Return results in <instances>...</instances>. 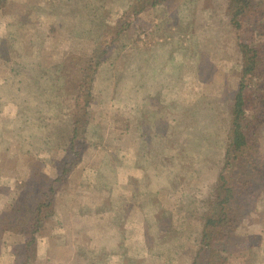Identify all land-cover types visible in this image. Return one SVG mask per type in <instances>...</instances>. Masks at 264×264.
<instances>
[{"label":"rangeland","instance_id":"1","mask_svg":"<svg viewBox=\"0 0 264 264\" xmlns=\"http://www.w3.org/2000/svg\"><path fill=\"white\" fill-rule=\"evenodd\" d=\"M251 1L236 19L235 0H0V264L224 263L198 251L242 42L264 106ZM255 137L227 264H264V122Z\"/></svg>","mask_w":264,"mask_h":264},{"label":"trees","instance_id":"2","mask_svg":"<svg viewBox=\"0 0 264 264\" xmlns=\"http://www.w3.org/2000/svg\"><path fill=\"white\" fill-rule=\"evenodd\" d=\"M235 1L242 3V5L237 6L239 11L238 16L235 17L237 19L239 13L243 12L244 8L248 7V3L252 1ZM239 46L241 49L245 48L246 54L243 76L235 95L232 124L224 155L225 163L220 168L214 184L205 196V223L200 239L201 246L198 251L199 256L204 252L205 256H210V259L222 258L224 260L223 264H227L226 261L229 259V248L226 246L232 242L235 229L240 222L239 213L241 212L238 198L241 196L243 189H248L258 181L261 169V162L258 157L262 159L259 155L260 150L255 135L264 122V106L261 109L259 107V102H262L263 98L261 96L256 97L259 92V85L255 89L256 86L253 87L248 83L249 79L256 77V73H261V70H259L261 62L259 51L261 50L255 46L251 47L247 42H242ZM262 73L264 74V70H262ZM24 211H27V209ZM29 211L31 213L30 209ZM20 216L19 219H22V221L29 220V217H32L27 212H21ZM21 223L23 224V222ZM30 235L32 236H28L30 239L28 253L33 252L34 248L37 247L35 233L31 232ZM102 235L104 236L105 233H102ZM29 260L30 258H27L26 263ZM193 263L198 264L197 260Z\"/></svg>","mask_w":264,"mask_h":264}]
</instances>
